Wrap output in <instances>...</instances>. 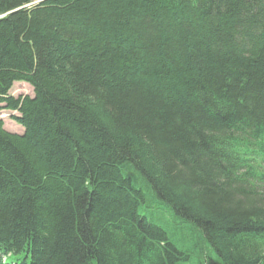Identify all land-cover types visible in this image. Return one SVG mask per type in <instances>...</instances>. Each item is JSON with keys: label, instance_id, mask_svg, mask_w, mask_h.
<instances>
[{"label": "trees", "instance_id": "16d2710c", "mask_svg": "<svg viewBox=\"0 0 264 264\" xmlns=\"http://www.w3.org/2000/svg\"><path fill=\"white\" fill-rule=\"evenodd\" d=\"M0 16V264H264V0Z\"/></svg>", "mask_w": 264, "mask_h": 264}, {"label": "rangeland", "instance_id": "374dc122", "mask_svg": "<svg viewBox=\"0 0 264 264\" xmlns=\"http://www.w3.org/2000/svg\"><path fill=\"white\" fill-rule=\"evenodd\" d=\"M1 17V16H0ZM8 93L12 97H19V96H33V88L30 84L23 82V81H15ZM13 116H18L17 111H11L6 108H4L3 104L0 103V118L3 120V127L12 133L22 134L23 133V127L19 123H17ZM153 214V213H152ZM154 217L162 216L158 213L154 214Z\"/></svg>", "mask_w": 264, "mask_h": 264}]
</instances>
